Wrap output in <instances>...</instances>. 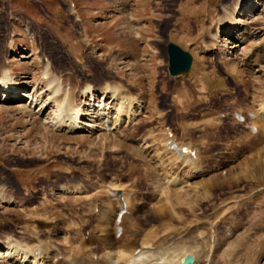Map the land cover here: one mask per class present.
I'll use <instances>...</instances> for the list:
<instances>
[{"label": "rangeland", "instance_id": "rangeland-1", "mask_svg": "<svg viewBox=\"0 0 264 264\" xmlns=\"http://www.w3.org/2000/svg\"><path fill=\"white\" fill-rule=\"evenodd\" d=\"M237 1L0 0V66L14 69L19 95L32 94L39 83L44 91V63L78 102L84 88L124 86L144 103L133 124L79 136L45 124L52 108L36 113L26 97L4 101L1 93L0 241L40 245L64 261L80 252L83 260L103 262L117 231L118 204L111 193L122 191L133 208L123 245L137 221L136 255L143 243L151 244L144 242L147 233L164 241L158 245L164 251L171 241L165 233L185 241L195 228L206 232L213 224V264H264V127L257 122L261 136L247 128L255 121L249 113L264 98V0L244 3L239 25L220 24L223 17L231 19ZM219 26L233 37L216 39ZM234 43L241 48L230 49ZM169 44L193 57L185 76H170ZM234 113L247 122L239 123ZM167 129L207 167L191 179L179 175L189 181L180 188L171 184L182 191L181 206L161 199L156 189L165 175L157 166L166 160L160 142ZM149 131L147 150L127 140L143 139ZM67 187L83 192L65 194ZM164 203L167 213L159 216L155 207ZM111 210L107 224L103 215ZM150 244L145 251L156 250Z\"/></svg>", "mask_w": 264, "mask_h": 264}, {"label": "bare ground", "instance_id": "bare-ground-1", "mask_svg": "<svg viewBox=\"0 0 264 264\" xmlns=\"http://www.w3.org/2000/svg\"><path fill=\"white\" fill-rule=\"evenodd\" d=\"M248 2L249 1L247 0H238L231 12L232 15L230 14V16H232L231 19L229 20L227 19L228 17L227 18L223 17L220 20V24H225V26L228 25L231 27H235L239 25L240 21L237 16V13L241 12V10H243L246 7V6H243V4L245 3V5H247ZM253 4L254 6L257 5L256 2H254ZM132 18H129L130 22H134L133 19L135 18L133 19ZM223 27L219 26L217 28L216 35H215L216 39H218L219 37H222L223 35L224 36L233 35L234 32L232 33L231 31H228L229 29L226 30L227 27L225 28ZM261 30H264V28H261ZM244 41H245L244 42V45H245L248 42V38L245 37ZM14 47H15L14 42H12L9 45V47H7V49L8 51H10V49H13ZM236 48H241V47L237 43H234L230 47V49H236ZM213 50H210V51H213ZM31 56L32 54H29L28 58H30ZM22 58H25V57L22 56ZM42 64H43L42 65V76L44 77V80H45L44 82L46 83L44 91L39 92V87L40 85H42L39 83L38 86L36 85L34 86V91L32 94L19 95L17 90H19L21 83H19V81L16 79L17 77L14 72V69H12L11 67L4 68L3 66H0V92L5 93L6 99H8L11 102L17 101V99L21 98V96L22 98L26 97L30 101L28 105L30 109H31V106L34 109L36 108L39 109L38 112L36 113L41 112L43 114L47 110L52 108L54 110V116L51 122L47 121L45 124H48V125L50 124V127L54 128V130L56 131L63 132V133H73V134L77 133L80 136V134H83V132L92 133L94 129H98L96 132L104 131L106 130V126L108 125L110 132H116L119 129H121V127L125 123L126 125L133 124L134 121L137 120L138 115L142 113V109H143L142 104L144 103L138 101L137 98L129 95L127 93L128 91H125L124 86H119V87L116 86L113 88L107 86L101 89L100 91L93 90L91 87L84 88L80 91V97H79L80 102H78L76 99V95L75 94L73 95V92H71L70 90H66L65 88H63L62 87L63 84H61L60 80H58L55 76L51 74L49 65L44 64V63ZM2 65H8V64L5 61L4 63H2ZM233 68H235V65H233ZM23 84L24 83H22V86ZM97 94H99L100 96L99 98L100 100L98 101L96 98ZM262 99H261L262 102L259 103L260 104L259 109L257 110L255 114H253L255 117L254 118L255 121H254V124H252L251 126L255 128L258 131V133L257 134L252 133V129L249 128V131L251 132V134L259 135V136H261V133L259 131V126L257 125V122L259 121L262 124V127H264V98ZM89 108H92L93 113H94V116L90 120L87 119L88 115L85 113L87 109ZM83 114H86V115H84V117L80 119L79 116ZM234 115L235 113L233 114V116ZM247 120L248 119L246 118V121ZM151 134L152 132L149 131L148 135H146L143 139L135 135H131V136L129 135L127 140L134 141V142L138 141L140 142V147L141 145L142 146L145 145L146 146L145 149L147 150L150 148L148 142L150 141L149 137H151ZM163 135H164V139L162 140L163 142L162 141H161L162 143L160 142V144L162 145V153H163V154L161 153V155L166 160H163L159 164V166H157V168H163V170H165V172H163L165 173V175L163 176L161 175L162 180L158 181L156 189L159 188V191L161 193V199L169 200L171 205L173 204L172 202H175L174 204H177V205L179 204L181 206V205H184L183 200H181L183 196L180 195L182 191L176 190V188L171 189L170 187L171 184L179 186L178 188H180L182 187V185L188 183L189 181L186 180L187 181L186 182L184 179L179 177V175L183 176V178L185 177L184 175H186V179H191L197 175H202L206 173L207 167L204 166V163L201 161V158L197 154V152L196 151L194 152V149L190 145L189 146L192 149L188 147L186 144H183V142L180 143L176 138H174V136L169 131V129H167L165 131V134ZM259 157L262 158V156H259ZM148 175H149V171L145 169L144 177L142 176L143 181L148 180ZM172 177L173 179L170 180ZM63 190L65 191V194H71V195L81 194L83 192L81 187H74V188L67 187V188H63ZM0 194L2 196V191ZM183 195H185V193ZM114 197H115V201L119 203L118 212L116 213V216L114 215L115 225L117 223V217L121 211L120 209L122 208L123 204L125 206L126 214L122 217L121 224H120V227L122 228V236L118 239L116 238V233L114 232V238L111 243V247L113 251L110 250L109 252H107L105 250L107 253L106 254L104 253L105 255L102 258L103 262H101L99 259H96V261L94 262L83 260L81 259L80 252L78 253L73 252L71 259L68 261L66 259V261H64V259L60 258L59 255L54 256L51 253H45L43 247L40 245H34V246L21 245L18 242H16V240L12 238H8L11 240L6 239L5 242L0 241V264H4V263L5 264L6 263H10V264H55V263L56 264H103L105 262L107 264H184V260L188 255H191L195 258L194 264H213V260L216 256L215 255L216 249L214 248L215 244L213 245L214 241H212L214 239L213 234L215 233L214 231L215 226L213 224H209L208 231H206L207 233L200 232L199 228H195L194 230L196 231L192 232L193 234L190 237V239L185 240V241H175V238L172 233L170 234L168 232L165 233V234H168L167 237L171 241H168L167 243L168 248L164 251H163V248H164L163 245L158 246L159 244L164 243V241H161V239L159 240V238L154 240L157 237H154L151 233H147L144 235V242L148 241V242H151V244L143 243L142 244L143 248L141 247L142 248L141 252L136 255L137 242L139 239V235H138L139 234L138 233L139 223H137V221L134 223V231H133V234L131 235L129 243L127 245H123V241L125 240L124 237L126 234L125 223L127 219L133 213V208L131 210V207L129 205L131 201L129 202V199L128 200L126 199L128 196L126 198L122 197V202L119 201L116 196ZM173 197L175 199L172 200L171 198ZM7 202L10 205L14 204V202H12L10 199ZM195 205H198V204L194 203L193 205H191V210L193 209V206ZM155 208H156L155 211L156 213L159 214V216L167 213V209H168L166 203H164V205L162 206L159 205L158 207H155ZM105 213L106 214L103 215V218L105 219V222L108 224V222H111V220L113 219L112 210L111 212L107 211ZM173 242L174 244L173 246H171V243ZM149 244L153 248L156 247V250L155 251H150V250L145 251L146 249L145 247H147ZM81 247H85V246H81ZM224 257H225V254H224ZM145 258L146 260L152 258V260L149 263L139 262L140 259L144 260ZM224 260L225 259H223V263H224ZM154 261L156 263H154Z\"/></svg>", "mask_w": 264, "mask_h": 264}, {"label": "water", "instance_id": "water-1", "mask_svg": "<svg viewBox=\"0 0 264 264\" xmlns=\"http://www.w3.org/2000/svg\"><path fill=\"white\" fill-rule=\"evenodd\" d=\"M168 55L169 73L172 77L184 76L190 71L193 58L189 53L183 51L175 44H169ZM184 264H194V258L187 256Z\"/></svg>", "mask_w": 264, "mask_h": 264}]
</instances>
